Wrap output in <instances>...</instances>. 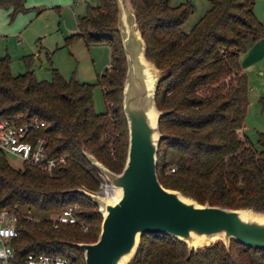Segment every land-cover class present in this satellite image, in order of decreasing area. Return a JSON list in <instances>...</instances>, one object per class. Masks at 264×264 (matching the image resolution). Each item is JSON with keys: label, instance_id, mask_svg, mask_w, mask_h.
<instances>
[{"label": "trees", "instance_id": "1", "mask_svg": "<svg viewBox=\"0 0 264 264\" xmlns=\"http://www.w3.org/2000/svg\"><path fill=\"white\" fill-rule=\"evenodd\" d=\"M129 4L144 42V57L166 74L154 95L155 107L162 112L158 182L198 204L264 212V135L257 133L256 147L243 135L248 87L238 61L246 46L264 35V24L252 11L254 1L207 0L203 13L187 28L185 21L194 11L189 0L177 5L170 0ZM0 8H10L13 15L25 10L24 0H0ZM116 16V0H96L77 18V32L65 38L107 45L109 63L95 84L73 77L64 80L54 68L47 82L36 81L28 67L12 76L7 59L0 58V116L37 117L44 126L35 135H43L49 155L65 156L64 164L45 174L27 164L14 170L0 152V208L15 215L18 233L10 244L17 260L28 253H53L83 264L82 252L68 243L96 240L97 207L77 190L94 192L98 185L85 152L114 173L124 163L125 60ZM240 30L248 33L241 35ZM23 59L29 66L30 57ZM96 85L106 105L100 114L91 105ZM259 103L264 110V98ZM74 205L77 224L53 226L49 214ZM28 215L34 221H27ZM79 224H85L86 231ZM127 264H264V251L234 241L227 247L216 242L188 250L174 237L143 234Z\"/></svg>", "mask_w": 264, "mask_h": 264}, {"label": "water", "instance_id": "2", "mask_svg": "<svg viewBox=\"0 0 264 264\" xmlns=\"http://www.w3.org/2000/svg\"><path fill=\"white\" fill-rule=\"evenodd\" d=\"M127 3L116 0V28L125 60L121 90L127 132L124 163L114 173L84 153L90 166L115 189L116 197L110 201L78 189L96 205L101 221L94 242L68 245L82 252L83 264H127L143 234L174 237L188 250L193 241L206 243L217 237L224 247L234 241L264 251V212L198 204L158 182L156 153L163 137L158 128L162 112L155 107L154 95L164 75L144 57V42Z\"/></svg>", "mask_w": 264, "mask_h": 264}, {"label": "rangeland", "instance_id": "3", "mask_svg": "<svg viewBox=\"0 0 264 264\" xmlns=\"http://www.w3.org/2000/svg\"><path fill=\"white\" fill-rule=\"evenodd\" d=\"M170 1L172 5H177L185 0ZM189 1L194 11L185 21L184 28L195 21L207 7V0ZM253 1L252 11L256 19L264 24V0ZM95 3L96 0H24L25 10L13 15L10 8H0V58L7 59L10 75L23 73L28 67L36 81L47 82L51 78L50 69L54 68L64 80L73 77L81 83L95 84L97 77L106 68L107 62L109 63L108 49L104 44L85 45L80 38L69 42L65 40L69 34L76 31L77 18L85 14L87 6H93ZM246 32L240 30L241 35ZM90 46H94L90 52L94 65L87 55ZM25 57H30L29 66L24 63ZM158 71L166 75L165 72ZM109 74L110 72L105 74L103 81ZM262 85L264 86V80ZM247 87L248 104L242 132L256 147L257 133L264 135V110L259 103L262 86L255 88L250 84ZM101 92L102 88L97 85L91 92L92 110L96 114L106 111ZM5 160L12 169H22L20 159L6 155ZM56 212L49 214L48 219L53 218ZM99 216L96 222L101 221V215ZM216 242L222 243V240L213 237L204 244L192 246V249H200Z\"/></svg>", "mask_w": 264, "mask_h": 264}, {"label": "built area", "instance_id": "4", "mask_svg": "<svg viewBox=\"0 0 264 264\" xmlns=\"http://www.w3.org/2000/svg\"><path fill=\"white\" fill-rule=\"evenodd\" d=\"M43 126L44 122L35 116L22 119L19 116L12 118L0 116V152L4 156L11 155L20 159L22 165L27 164L50 174L54 168L64 164L65 156L49 155L43 135H35ZM237 133L241 135L240 131ZM95 176L98 185L92 193L104 199L111 198L114 188L99 172L96 171ZM76 210L77 206H70L56 212L51 218L53 226L58 223L77 224L74 214ZM26 219L29 222L34 221L30 215ZM79 227L81 231L87 229L85 224H79ZM17 233L18 226L14 213L7 208H0V264H75L69 257L53 253H28L17 260L10 244Z\"/></svg>", "mask_w": 264, "mask_h": 264}, {"label": "crops", "instance_id": "5", "mask_svg": "<svg viewBox=\"0 0 264 264\" xmlns=\"http://www.w3.org/2000/svg\"><path fill=\"white\" fill-rule=\"evenodd\" d=\"M77 32V27L76 31ZM74 32V33H75ZM104 44V43H98ZM94 45V44H89ZM105 47L108 49L107 45L104 44ZM94 47V46H92ZM91 46L88 47V56L91 59V63L94 65V61L92 60V54H90L91 50L93 49ZM99 47V46H97ZM108 61H109V50H108ZM238 61L240 64L241 72L245 75L247 80V85L253 84L255 88L258 86L261 87V98H264V86L262 85L263 79V71H264V35L261 36L259 39L250 43L246 46L245 50L239 54ZM108 65V62H107ZM105 65V66H107ZM102 68V67H100ZM104 70V69H103ZM96 71V70H95ZM103 72V71H102ZM101 72V73H102ZM100 73V74H101ZM99 74V75H100ZM258 78H256V77Z\"/></svg>", "mask_w": 264, "mask_h": 264}, {"label": "bare ground", "instance_id": "6", "mask_svg": "<svg viewBox=\"0 0 264 264\" xmlns=\"http://www.w3.org/2000/svg\"><path fill=\"white\" fill-rule=\"evenodd\" d=\"M115 197H116V191L115 189L113 190V193H112V197L111 198H107L106 200H110V201H113L115 200ZM196 244H204L202 243L201 241H193L192 242V246L196 245Z\"/></svg>", "mask_w": 264, "mask_h": 264}]
</instances>
